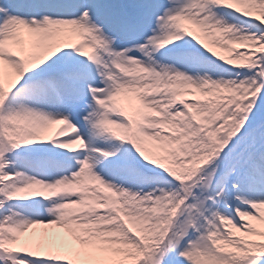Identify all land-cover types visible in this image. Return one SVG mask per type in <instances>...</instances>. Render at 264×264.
Here are the masks:
<instances>
[{
	"label": "snow or ice",
	"instance_id": "6c2138e0",
	"mask_svg": "<svg viewBox=\"0 0 264 264\" xmlns=\"http://www.w3.org/2000/svg\"><path fill=\"white\" fill-rule=\"evenodd\" d=\"M0 264H264V0H0Z\"/></svg>",
	"mask_w": 264,
	"mask_h": 264
}]
</instances>
